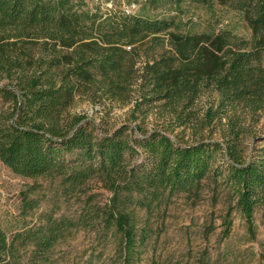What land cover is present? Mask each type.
I'll return each mask as SVG.
<instances>
[{
	"label": "trees",
	"instance_id": "1",
	"mask_svg": "<svg viewBox=\"0 0 264 264\" xmlns=\"http://www.w3.org/2000/svg\"><path fill=\"white\" fill-rule=\"evenodd\" d=\"M86 1L0 0V98L9 105L0 110V161L26 179H60L67 193L99 180L112 197L77 221L48 217L12 241L0 225V264L30 246L48 261L67 233L95 222L120 237L123 264H134L149 232L137 210L151 214L179 193L200 198L205 181L228 190L253 233L257 209L264 215V146L245 140L248 116L264 111V0H143L140 14L107 18ZM187 3L240 13L251 38L196 31L182 20ZM78 102L103 112L134 104L133 122L156 115L163 126L107 132L73 112ZM214 123L223 141L171 136ZM23 201L25 212L39 206L28 194Z\"/></svg>",
	"mask_w": 264,
	"mask_h": 264
},
{
	"label": "rangeland",
	"instance_id": "2",
	"mask_svg": "<svg viewBox=\"0 0 264 264\" xmlns=\"http://www.w3.org/2000/svg\"><path fill=\"white\" fill-rule=\"evenodd\" d=\"M142 1L134 0H87L85 10L107 18L110 15L140 14ZM174 14H177L175 12ZM182 20L193 22L198 32L205 30L233 31L237 36L250 39L251 30L240 13L217 6L215 11L194 5L183 4ZM129 49V48H128ZM212 96H203L199 108L203 113L210 107ZM9 105L0 98V110ZM134 104L114 105L103 112L86 102H78L73 112L87 116L102 130L114 132L123 125L131 128L142 126L151 131L163 126L156 115L143 122H133L131 112ZM224 123L226 120L223 121ZM197 132L196 125L178 129L171 136L181 143H193L202 138L223 141L221 126ZM250 134L245 140L249 149L264 146V111L246 122ZM214 130V133H212ZM28 194L39 206L24 211L23 196ZM112 193L99 180L91 181L82 192L67 193L60 179H26L14 174L0 161V225L12 241L17 233L26 232L41 224L48 217L68 218L77 221L90 205L104 207L110 202ZM139 229L149 226L148 240L140 259L134 264H264V215L257 209L254 216V232L248 227L244 216L235 208V201L225 187L205 181L200 198L187 193L175 194L151 214L137 210ZM77 228L47 255L43 261L35 255L33 247L20 251V259L12 264H123L120 237L114 233H103L97 225Z\"/></svg>",
	"mask_w": 264,
	"mask_h": 264
},
{
	"label": "water",
	"instance_id": "3",
	"mask_svg": "<svg viewBox=\"0 0 264 264\" xmlns=\"http://www.w3.org/2000/svg\"><path fill=\"white\" fill-rule=\"evenodd\" d=\"M1 87V86H0Z\"/></svg>",
	"mask_w": 264,
	"mask_h": 264
}]
</instances>
